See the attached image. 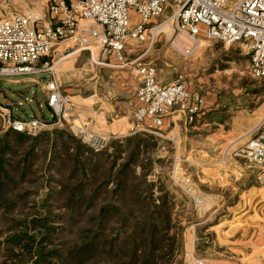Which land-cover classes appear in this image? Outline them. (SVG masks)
I'll return each mask as SVG.
<instances>
[{"label": "rangeland", "instance_id": "rangeland-1", "mask_svg": "<svg viewBox=\"0 0 264 264\" xmlns=\"http://www.w3.org/2000/svg\"><path fill=\"white\" fill-rule=\"evenodd\" d=\"M25 1L19 4L20 10L38 8ZM169 17L167 11L157 23L162 24ZM163 26V33L135 43L133 53H140L137 62L154 64L163 83L180 79L191 91L220 105L211 112L214 119L201 130L189 133L186 139L162 127L156 132L136 131L131 124L126 126L129 130L110 133L112 138L106 146L94 150L75 135V117L58 121L47 103L45 75L36 79H1L0 102L19 119L38 118L48 123L37 134L28 133L31 137L65 129L86 149L103 155L106 162L97 170L102 174L94 184L103 185L100 200L114 202L123 196L132 199L136 196L130 191L135 189L142 198L169 199L174 225L171 233H176L178 241L172 264H264V181L243 154L246 142L264 119V80L251 75V55L243 43L228 45L202 39L194 50L179 54L170 44L176 33L168 23ZM66 45L65 42L61 50ZM73 51L75 48L66 49L63 54ZM88 54L80 65L74 63L75 56L71 55L56 68L61 90L71 97H89L93 93L87 90L89 78L95 73L107 81L108 68L97 63L100 58L92 61ZM78 68L84 72L80 79L74 76L78 75ZM79 84L82 86L77 87ZM74 88H81L82 93L73 92ZM207 116L208 112L201 120ZM8 134L9 141L16 145L19 139L13 131L1 130L0 138ZM209 135L214 136L208 138ZM57 156L49 151L47 158L38 162L40 172L34 176L35 181L24 184L32 191L27 199L32 205V209H27L30 213L65 211L67 197L62 194L60 183L66 179L59 173L63 168ZM128 167L131 170L124 173ZM122 187L127 188L125 195L119 192Z\"/></svg>", "mask_w": 264, "mask_h": 264}, {"label": "built area", "instance_id": "built-area-1", "mask_svg": "<svg viewBox=\"0 0 264 264\" xmlns=\"http://www.w3.org/2000/svg\"><path fill=\"white\" fill-rule=\"evenodd\" d=\"M22 1L0 0V80L45 75L47 103L58 121L77 117L79 105L61 90L50 59L65 42L66 48L87 50L97 58L113 54L119 67L137 77L131 127L136 131L156 132L174 108L187 123L194 122L206 106L205 98L180 79L161 82L154 64L125 60L129 45L163 33L166 23L176 33L170 44L179 54L194 50L202 39L243 43L251 55V75L264 80V0H26L38 8L24 11L18 8ZM167 11L170 17L157 23ZM47 126L38 118L19 119L0 102V131L37 134ZM74 131L94 150H102L112 138L85 124H75ZM243 154L264 181V119Z\"/></svg>", "mask_w": 264, "mask_h": 264}, {"label": "trees", "instance_id": "trees-1", "mask_svg": "<svg viewBox=\"0 0 264 264\" xmlns=\"http://www.w3.org/2000/svg\"><path fill=\"white\" fill-rule=\"evenodd\" d=\"M13 132L16 145L9 134L0 138V264H172L178 241L169 199L142 198L135 189L132 199L100 200L103 185L94 184L103 155L65 129L37 138ZM49 151L66 179L60 183L65 211L30 213L32 191L24 184L35 181ZM119 190L125 195L127 188Z\"/></svg>", "mask_w": 264, "mask_h": 264}, {"label": "crops", "instance_id": "crops-1", "mask_svg": "<svg viewBox=\"0 0 264 264\" xmlns=\"http://www.w3.org/2000/svg\"><path fill=\"white\" fill-rule=\"evenodd\" d=\"M134 46L135 43L129 45L126 48V61H130L129 59L132 57H134V59H140L139 52L133 53V51L135 50L133 48ZM66 49L69 48L65 47L63 50H61V47H59L57 51L54 52L50 57V59L55 62V71L64 64L62 63V61L69 56H75L73 60L74 63L80 65V62L84 61V57L88 56V53H90L87 50H75L71 54L64 55L63 53ZM95 58H97L96 54L93 53L91 55L92 61H95ZM99 58L101 61L97 63L108 68V70H106L109 73V75L107 74V81L104 82V78H101L98 73H95L94 76L89 78L90 84H88L89 86L87 90H91V92H93L89 95V97H86V94L84 96L82 94H73L72 98L76 102H78L79 105L76 109L78 116L74 119L72 118V120L74 122V125L87 124L89 127L94 128L98 131H102V133L106 135H109L110 133L117 134L119 132H123L122 129L124 130L127 125L130 126L132 124V114L136 106L135 93L139 83L137 77L131 74L126 67L124 68L118 66L119 62L113 54H100ZM88 59L91 61L90 57ZM81 69L82 68H78L79 73L78 75H74L75 78L78 77V79H80L82 77L84 72ZM98 69L99 68H97V71ZM56 75L59 80L60 78L58 77V74ZM79 85L77 87L82 86L81 84ZM72 91L82 93L81 88H74L72 89ZM108 91H111L112 94L107 95ZM203 97L206 100V106L203 109V112L195 120V123L187 124L185 115L181 113L177 108H174L170 111V114L165 117L162 128L165 130H170L179 137H185L186 139V136L189 133H194L196 132V130H201L205 125H208L210 121L214 119L211 118V112H216L220 105L219 103L215 104L212 102H208L206 97ZM85 99L87 102H85ZM88 100H92V102H88ZM207 112L209 117L207 116L202 121L201 118L206 115ZM129 128L130 127L126 129L129 130ZM213 136L214 135H209L208 138Z\"/></svg>", "mask_w": 264, "mask_h": 264}, {"label": "bare ground", "instance_id": "bare-ground-1", "mask_svg": "<svg viewBox=\"0 0 264 264\" xmlns=\"http://www.w3.org/2000/svg\"><path fill=\"white\" fill-rule=\"evenodd\" d=\"M165 28H166V27H163L162 29H164V30H165Z\"/></svg>", "mask_w": 264, "mask_h": 264}]
</instances>
